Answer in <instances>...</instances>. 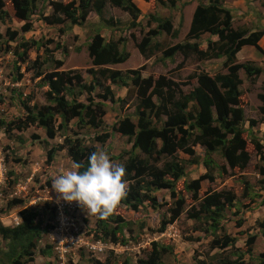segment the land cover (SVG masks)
<instances>
[{
  "label": "rangeland",
  "instance_id": "374dc122",
  "mask_svg": "<svg viewBox=\"0 0 264 264\" xmlns=\"http://www.w3.org/2000/svg\"><path fill=\"white\" fill-rule=\"evenodd\" d=\"M4 1L9 17L0 19V32L5 36V40L0 42V120L10 122L25 116L24 103H49L46 93L50 87L45 76L50 72L77 69L86 83L93 82V76L88 72V68L93 66L88 46L98 32L95 24L100 19L92 11L87 23L82 26H70L69 21L48 24L40 13H36L31 17L33 29L23 32L22 26L25 22L15 16L10 0ZM71 1L64 0L66 3ZM170 1L134 0L141 9L138 19L140 23L134 27H129L132 17L128 12L112 5L106 7L105 15L114 21L120 20L121 28L128 29L125 41L122 42L125 45H122L130 53L127 61L108 67L123 72L143 68V77L153 75L158 78L165 75L176 82L184 94H189L198 84L194 77L196 74L205 72L214 76L217 73H227V68L224 67L225 58L200 61L195 55L184 57L180 52L173 58H165L163 49H159L149 58L142 55L137 44L144 37L157 40L163 44L162 48L187 41V33L199 0H175L174 5ZM202 1L207 3L209 0ZM220 2L234 13L235 27L251 31L264 30V0ZM42 8L45 14L53 11L48 1ZM153 15L170 18L175 28L180 27L179 35L172 37L164 31L152 34L159 30ZM8 28L18 33L13 41H8ZM101 33L107 36L109 30L104 29ZM122 35V30L112 33L114 39ZM209 37L217 39V36L205 35L201 42L203 48L207 47L208 42L205 39ZM25 41L33 43V48L24 49L21 44ZM64 47L68 52L63 50ZM237 58L239 62H251L262 68L261 73L253 78L240 70L244 137L250 156L249 162L244 167H231L219 151L208 154L200 144L193 146V155L178 151L176 155L184 165L186 174L177 182V189L186 198V209L162 233L158 229L163 219L170 218V208L174 205L169 189L154 191L159 200L157 205L152 206L145 202L137 208L125 205L118 207V213L137 222H129L123 226L125 241L117 244L95 238L90 230L96 229L97 216H89L78 202L61 199L52 188L51 178L71 170L74 163L66 149L56 153L50 166L46 163L48 150L63 143L66 135L73 136L76 132L86 137L88 143L97 145L100 151H106L117 164H122L123 159L128 157L127 152L131 150L132 144L127 136L112 132L108 144L103 145L94 140V133L97 131L78 125V119L72 120L67 129H62L52 139L47 136L45 128L37 124L26 130L15 129L10 133L5 127H1L0 221L5 225H18L21 222V211L34 209L39 211L44 220L43 224L50 221L49 224L53 225L50 231L41 236L34 260L26 264H94L95 259L104 261L106 258H110L112 264H122L124 261L127 264H138V259L146 257L152 249L153 242L164 251V264H199V260L206 264H221L225 258L237 259L240 256L246 259V264H264V259L259 258L264 253V174L261 173L264 168V98L261 97L264 96V34L257 46H243ZM33 67L37 70L34 71ZM38 71L42 72L41 77L35 75ZM99 80L108 84L101 77ZM113 88L117 97H128L127 87L115 85ZM95 92H100V88ZM86 96V93L78 94L82 100ZM133 98L130 97L125 103L119 100L115 104L107 102L105 124L98 131L111 130L117 120L132 115L137 103ZM159 145L161 146V141ZM196 179H201L200 197L207 191H229L236 196L233 207L227 209L225 217L219 223L220 228L215 233L211 223L197 222L189 219L187 215V211L193 206L197 209L199 207V202L193 198L194 192L186 188ZM46 204L56 207L54 216L51 207L44 212ZM239 222H242L241 226ZM129 225H132L131 229ZM253 234L257 237L249 254L247 239ZM225 235H229L235 242L227 248L211 247L215 238L223 239ZM47 245L50 247L47 248ZM45 248L48 253L43 255L40 250ZM6 250L8 241L0 235V264L8 262L4 256Z\"/></svg>",
  "mask_w": 264,
  "mask_h": 264
},
{
  "label": "trees",
  "instance_id": "16d2710c",
  "mask_svg": "<svg viewBox=\"0 0 264 264\" xmlns=\"http://www.w3.org/2000/svg\"><path fill=\"white\" fill-rule=\"evenodd\" d=\"M47 1L53 10L50 14H45L42 8ZM170 2L173 5L176 3L175 0ZM10 3L15 16L25 22L22 26L23 32L33 29L31 17L36 13H40L48 24L69 21L70 26H82L87 23L92 11L100 20L95 24L98 32L88 46L93 65L88 68V72L93 76V82L86 83L77 69L50 72L45 76L50 87L46 93L49 103L43 105L24 103L25 116L10 122L0 120V128L5 127L10 133L15 129L26 130L37 124L45 128L47 136L52 139L59 131L67 129L72 120L78 119V125L97 131L94 133V140L103 145L108 144L112 132L127 136L132 144L131 150L127 152L128 157L123 159L121 165L126 169L125 180L129 191L121 205L133 208L145 202L151 203L152 206L157 205L159 200L154 191L169 189L174 205L170 208V218L163 219L158 229L161 233L186 209V198L177 189V182L186 174L184 165L176 155L178 151L193 155L195 153L193 146L200 144L205 147L208 154L219 151L231 167L247 165L250 156L244 137L240 70H244L247 76L253 78L261 73L262 68L251 62H239L237 54L243 46H257L264 30L237 28L234 26V13L220 0H209L207 3L199 0L186 42L162 48L163 44L157 40L144 37L137 47L145 58L151 57L159 49L164 50L165 58H173L179 52L184 57L195 55L200 61L225 58L224 67L227 68V73H217L214 76L205 72L198 73L194 76L198 84L189 94H184L178 84L165 75L158 78L153 75L143 77L141 73L143 68L123 72L108 67L127 61L130 53L122 43L128 29L121 28L120 20L108 18L105 15L106 7L112 5L128 12L132 17L129 27H134L139 25L138 19L141 15V9L134 0H72L68 3L64 0H10ZM262 5L264 6V2ZM5 7V1L0 0V19L9 17V11ZM153 19L158 23L159 30L152 34L164 31L172 37L179 35L180 27L175 28L170 18L153 15ZM104 29L109 30L107 36L101 33ZM117 30H122L123 35L114 39L112 33ZM6 35L8 41H13L18 33L8 28ZM205 35L217 36V39L210 37L205 39L208 43L207 47L203 48L201 42ZM4 40L5 36L0 32V42ZM21 46L30 50L33 43L25 41ZM63 50L68 52L65 47ZM32 69L37 70L35 67ZM35 75L41 77L42 72L38 71ZM99 77L107 80L108 84L99 80ZM115 85L127 87L128 97H117L113 88ZM97 88H100V92H95ZM85 93L87 95L85 99L78 97V94ZM130 97L137 100L134 113L117 120L111 130L98 131L105 124L107 102L115 104L119 100L125 103ZM261 97L264 98L263 95ZM64 149L74 163H81L85 168L88 166V156L99 150L97 145L88 143L86 137L75 132L73 136L66 135L63 143L56 144L48 150L47 165L50 166L56 153ZM136 149L138 152H135ZM80 170L83 171L84 168ZM261 173L264 174V168ZM186 188L194 192L193 198L199 202L198 209L193 206L187 211L189 219L211 223L215 233L220 228L219 223L225 217L227 209L233 207L235 194L229 191H207L200 197L201 179L193 180ZM48 207H51L54 216L56 207L46 204L45 213ZM49 222L43 224L44 220L40 217L39 211L34 209L21 211V222L18 225H5L0 221V235L8 241V250L4 254L8 260L6 264H26L33 261L41 236L53 228ZM129 222L136 223L137 220L127 219L116 211L106 220L97 216V227L90 232L99 240L124 243L122 230ZM239 223L241 226L242 222ZM128 227L131 229L132 225ZM256 237L257 235L253 234L247 239L249 254L252 252ZM234 242L229 235H225L223 239L215 238L211 242V247L227 248ZM46 247L49 248L50 245ZM40 251L43 255L48 253L46 248ZM163 254L164 251L153 242L147 256L139 258L137 263L164 264ZM259 258L264 259V253ZM127 263L124 261L122 264ZM94 264H112V261L110 258L104 261L95 259ZM199 264L206 263L199 260ZM221 264H246V259L243 256L237 259L225 258Z\"/></svg>",
  "mask_w": 264,
  "mask_h": 264
},
{
  "label": "clouds",
  "instance_id": "9594fccd",
  "mask_svg": "<svg viewBox=\"0 0 264 264\" xmlns=\"http://www.w3.org/2000/svg\"><path fill=\"white\" fill-rule=\"evenodd\" d=\"M125 176L123 165L114 163L106 151L97 150L88 156L86 168L73 163L71 170L52 177L51 182L61 199L78 202L89 216L106 220L127 198L129 187Z\"/></svg>",
  "mask_w": 264,
  "mask_h": 264
},
{
  "label": "built area",
  "instance_id": "2783aa9c",
  "mask_svg": "<svg viewBox=\"0 0 264 264\" xmlns=\"http://www.w3.org/2000/svg\"><path fill=\"white\" fill-rule=\"evenodd\" d=\"M100 249H101V247H100Z\"/></svg>",
  "mask_w": 264,
  "mask_h": 264
}]
</instances>
